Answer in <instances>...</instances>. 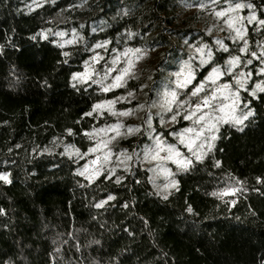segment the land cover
Returning <instances> with one entry per match:
<instances>
[{"label":"trees","instance_id":"16d2710c","mask_svg":"<svg viewBox=\"0 0 264 264\" xmlns=\"http://www.w3.org/2000/svg\"><path fill=\"white\" fill-rule=\"evenodd\" d=\"M31 1L0 0V173L8 177L0 180V264H264V71L252 55H264V0H41L30 8ZM210 3H241L244 17L255 15L242 39L218 46L199 26L201 10L181 16ZM58 30L77 39L60 46L41 36ZM181 43L210 53L194 66L189 89L213 67L219 83H233L241 66L248 73L238 90L243 122L218 123L201 159L172 167L176 186L165 196L141 155L152 131L184 151L175 138L188 125L184 111L169 127L153 120L122 137L114 150L128 160L114 172L80 175L91 131L111 121L93 106L140 87L127 80L104 91L73 79L95 46L103 44V63L126 47H167L148 86L153 94L187 55ZM229 188L235 192L221 194Z\"/></svg>","mask_w":264,"mask_h":264},{"label":"rangeland","instance_id":"374dc122","mask_svg":"<svg viewBox=\"0 0 264 264\" xmlns=\"http://www.w3.org/2000/svg\"><path fill=\"white\" fill-rule=\"evenodd\" d=\"M40 2L41 0H32L28 3V7L33 8L39 5ZM236 4L241 3H224L221 7H217L215 3H210L206 6L200 5L198 7L189 8L188 10L184 11L181 16H186L187 14H191L196 10H201L199 11L201 14V23L199 26L202 27L207 34L212 36L214 43H216L218 46H221L223 38H238L236 29H239L244 36V21L246 19L251 21L253 20L251 18L253 16L255 17L253 13H249L246 17H244L241 13V8H235ZM230 8L235 10L231 12L227 11ZM217 11L225 12V17H217L215 15V12ZM236 17L240 18L239 21L234 24L233 28H228V26L224 23V20L227 18ZM57 33H64V35L59 36ZM45 35L47 37H53L54 42L58 43L60 46L69 44L67 41L74 42L77 39V34L74 31L67 32L58 30L53 32H41L42 37ZM218 41L220 43H218ZM99 45H101V47H96L97 45L95 46V51L84 62L82 70L76 73L81 74L77 79L89 80L98 84L103 89L108 88L110 85L115 83L116 76L121 75V70L128 67V61L131 59L135 64V67L132 68L129 75L124 76L122 85L127 80H135L138 82V84H140V87L136 90H127L116 98L104 100L96 104L104 106L102 108L96 109L95 111L99 115L107 114L111 118V121L104 126L96 127L91 131L94 143L90 149H96V151H89V149L83 155L86 158L85 163L79 168V173L84 172L83 176L86 179L93 180L102 171L112 173L119 165L128 160V156L125 152L117 153L114 150V146L122 137L133 134L136 132L137 128L140 127V125L146 127L147 129H151L153 120H158L159 123L165 128L169 127L175 123L177 116L181 113V111H184V116L188 115L196 104L201 103L205 98L210 99L213 96V93H216V99L211 100V107L202 108V112L198 113V115L204 112L210 113V116L212 117L211 122L216 125L225 121L235 122V119H241L243 121L244 115L239 105L238 90L245 87L248 73L242 69V66L240 67V72L234 76L233 83H219V80L222 76L221 71L219 79H217L214 84L210 81H207L206 78L209 76L212 70L214 68L218 69L213 67L205 76L204 81L193 85L191 89H189L188 87L194 79V66L198 64H205L202 63V61H208L209 54L208 50L204 46L191 44L184 46L181 43L179 48H184L187 55L184 58L179 59L175 69H169L165 71V75L159 82L157 89L153 92V94H150L147 92L148 86L153 79L155 71L160 68V62L167 55V52H165L167 47H158L154 49L139 48L143 52V56L139 60H136L135 56H132L131 53L125 55L128 49L134 50L137 48L126 47L123 50L115 51L110 59L103 63V44ZM197 48H202L204 50L203 54L197 52ZM253 54L255 53H252V55ZM253 56L261 60L262 71V69H264V55H262L263 57H260V55L257 54ZM239 65V62L234 66L231 64V68ZM189 72L193 77L191 83L184 88H178V79L183 81L185 77L188 76ZM177 73L183 74L178 77L176 75ZM85 74H87V76H85ZM201 83L205 84L204 91L199 93L198 96H192L191 93L193 89L199 86ZM225 84L230 85V87L228 89H224L222 94L216 92V89L221 88V86ZM241 84L243 86H241ZM172 91L177 93L176 103L171 105V111H167L165 101L167 99H171V97L166 96V93H170ZM129 93H131V95H129ZM193 98H198V101L192 104L191 100ZM107 101H115V103L108 105L106 103ZM234 104L235 110L233 111L232 106ZM220 108H223L224 111H219ZM121 112H130V115H119ZM113 113L116 114L114 115ZM173 116L176 117L175 121L172 119ZM217 117L222 119L218 120ZM195 119L196 118L194 117L193 120H187L188 125L175 135L176 141L184 148V151H182L180 148L174 146L175 151L180 153L179 156L167 151L168 147L173 145L165 143L158 134H154L153 131L151 132L152 143L143 151L141 155V162L143 166L148 168L153 188L159 195L165 196L173 188L170 185H172L173 182L176 184L172 167L174 166L183 168V166L176 163V161L188 162L192 159H197V156L202 157L209 151L208 145L209 143L212 144L213 142V140H211V136L215 135V129L212 131L205 129L203 136L200 138H197L195 133L184 132V130L187 128H195L197 131H199L200 128L204 126L203 124H195ZM115 125H119L120 127L118 129H114L113 126ZM129 129H133V131L129 132ZM117 131L119 132V135H117ZM181 135L184 137V143L180 142ZM113 137L115 138L113 139ZM157 138H159V140L162 142V146L165 148V151H159L157 148ZM192 141L195 142L192 143ZM189 143H192L191 150L187 146ZM201 144L203 147H200ZM157 152H159V157L152 159V157L155 156ZM72 153L77 155V151H73ZM168 156H171L172 158L167 159ZM93 161H95V163H93ZM3 176H7V174L0 173V177ZM0 180L5 181L4 179ZM234 192V189L229 188L221 191V194L229 195L233 194Z\"/></svg>","mask_w":264,"mask_h":264},{"label":"snow or ice","instance_id":"6c2138e0","mask_svg":"<svg viewBox=\"0 0 264 264\" xmlns=\"http://www.w3.org/2000/svg\"><path fill=\"white\" fill-rule=\"evenodd\" d=\"M250 6V5H249ZM242 7H245V5H242V4H236L235 8L236 9H240ZM235 9H228L227 11L231 12V11H234ZM215 15L217 17H225L226 13L223 12V11H217L215 12ZM239 17H236V18H227L224 20V23L228 26V28H233L234 27V24L237 23L239 21ZM251 19H255V17L253 16ZM251 22V21H249ZM261 24H264V21H261L260 22ZM237 31V37L238 38H243V34L240 32L239 29H236ZM57 35L59 36H63L64 33H57ZM44 38L46 39L47 36L45 35ZM67 43H73V41H67ZM218 43H220L218 41ZM63 46V45H61ZM223 47V45H221ZM96 47H101V45H97ZM227 49L225 48V51ZM245 49H241V51H245ZM197 52H200L203 54V49L202 48H197L196 49ZM129 53L132 54V56H135L136 60H139L142 58L143 56V52L141 49L137 48V49H128L127 52L125 53V55H128ZM65 55H67V53H65ZM255 55V54H253ZM209 57H210V53H209ZM95 59V58H94ZM207 61H202V63H206ZM239 62V58H234L232 61H230L229 63L232 64L233 66L235 64H237ZM115 63V61H114ZM249 63H251V61H249ZM135 67V64L133 63V61L130 59L128 61V67L124 68L121 70V75H118L116 76L115 78V83H113L112 85H110V87L108 88H104L103 90L104 91H109L111 88H115V87H121L122 86V81H123V78L124 76H127L129 75V73L131 72L132 68ZM262 71H264V69H262ZM183 73H177L176 75L179 77L181 76ZM220 70L219 69H213L212 72L209 74V76L206 78L207 81H210L212 82L213 84L216 82L217 79H219V76H220ZM81 74H76L74 75L73 79H77ZM85 76H87V74H85ZM192 75L191 73L189 72L188 76L185 77V79L183 81H180L178 79L177 81V87L178 88H184L186 87L188 84L191 83L192 81ZM241 86H243L241 84ZM230 87V85H222L221 88H218L216 89V92H219L222 94V91L224 89H228ZM259 88V86H257ZM205 89V84L204 83H201L199 86L195 87L191 93L192 96H198L199 93L203 92ZM261 90H264V89H261ZM255 93H253L254 95ZM129 95H131V93H129ZM166 96L168 97H171V99H167L165 101V105L167 106L166 107V110L167 111H171L172 108H171V105L173 103H176V98H177V93L175 91H172L170 93H166ZM227 98V97H226ZM216 99V93H213V96L209 99V98H205L203 99V101L201 103H198L195 105L194 108L191 109L190 113L188 115H185L184 116V119L185 120H193V118L195 117L196 119L194 120V123L195 124H203L204 126L200 128L199 131H197L195 128H187L184 130L185 133H195L196 137L197 138H200L201 136H203L204 134V131L205 129H207L208 131H212L213 129L217 130L218 131V128L216 127V124L212 123L211 120H212V117L210 116V113L208 112H204L200 115H198V113H201L202 112V108H210L211 107V100H215ZM237 100H238V97H237ZM108 105H112L115 103V101H107L106 102ZM104 105H94L93 106V111H95L96 109L98 108H102ZM233 107V111L235 110V104L232 106ZM219 111H224L223 108H220ZM92 113H86V115H91ZM114 115L116 113H113ZM119 115H122V116H126V115H130V112H121L119 113ZM249 115H251V113H249ZM246 118V117H245ZM173 121H175L176 117L173 116L172 117ZM217 119H222L220 117H217ZM243 121L241 119H235V123L236 124H241ZM114 129H118L120 126L119 125H115L113 126ZM70 131V130H69ZM103 131V130H101ZM133 129H129V132H132ZM138 131V129H137ZM71 134V132H70ZM117 135H119V132L117 131ZM115 137H113L114 139ZM216 139V136L213 135L211 136V140H215ZM181 143H184V137L183 135H181V140H180ZM195 141H192V143H194ZM192 143H189L187 146L189 147V149L191 150V147H192ZM200 147H203V145L201 144ZM209 147V150L211 149L212 147V144L209 143L208 145ZM157 148L159 149V151H165V148L162 146V142L159 140V138H157ZM89 151H96V149H90ZM168 152L170 153H174L176 156H179L180 153L178 151H175V147L174 146H169L168 149H167ZM78 152V150H77ZM159 157V152L156 153L155 156L152 157V159H156ZM172 157L171 156H168L167 159H171ZM197 159H201L200 156H197ZM93 163H95V161H93ZM176 163L178 164H181L183 167H187L188 166V163H190V161L188 162H184V161H176ZM80 175H84V172H80ZM0 179H4L5 181H7V176H3V177H0ZM117 183H119V180H117ZM171 187H175V182H173L172 185H170ZM213 195H216L215 193ZM167 197H165L166 199ZM109 200L113 199V197L109 196L108 197ZM104 202H101V204H98L97 207H101L102 204ZM189 211H191V208L188 209Z\"/></svg>","mask_w":264,"mask_h":264}]
</instances>
